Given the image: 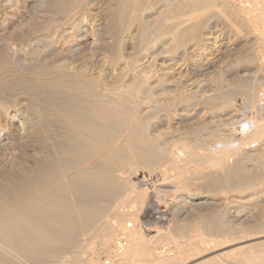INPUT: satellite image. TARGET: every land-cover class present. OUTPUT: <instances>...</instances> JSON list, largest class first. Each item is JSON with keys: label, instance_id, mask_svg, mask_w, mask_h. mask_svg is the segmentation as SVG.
I'll list each match as a JSON object with an SVG mask.
<instances>
[{"label": "bare ground", "instance_id": "1", "mask_svg": "<svg viewBox=\"0 0 264 264\" xmlns=\"http://www.w3.org/2000/svg\"><path fill=\"white\" fill-rule=\"evenodd\" d=\"M263 237L264 0H0V264Z\"/></svg>", "mask_w": 264, "mask_h": 264}, {"label": "rangeland", "instance_id": "2", "mask_svg": "<svg viewBox=\"0 0 264 264\" xmlns=\"http://www.w3.org/2000/svg\"><path fill=\"white\" fill-rule=\"evenodd\" d=\"M163 230H165V231H167V226H165V227H163L162 228ZM251 242H253V241H251ZM251 242H249V244L251 243ZM255 242H261V243H264V237L263 238H261V239H257V240H255ZM95 243H97L96 245H94ZM174 244V243H173ZM97 246L98 247V240H94V242L93 243H91L90 244V247L91 246ZM209 245H211V244H208V246L206 245L205 247H206V249H207V247H210ZM94 246H93V248H94ZM211 247H212V245H211ZM211 247H210V249H211ZM92 247L90 248L91 250L93 249ZM229 248V247H228ZM227 248V249H228ZM260 249H261V251L257 254L258 256H259V259H258V261L257 262H254V261H250V262H248V261H236L235 259H233L232 257L233 256H229L228 257V255H226L228 258H226V256L224 255V258H222V256L223 255H219L217 252H223V251H226L227 249H223V250H215L216 252H212V250H210L209 252H205V250L203 251V252H201V249L200 250H198L196 253H194L193 255H187V256H185L182 260V262H180V263H177V262H179V260L178 261H175L174 262V264H201V262H204V261H207V260H209V259H211L213 256L215 257V255H219L220 257V259L217 257V259L218 260H220L221 261V263L220 264H257L258 262H261V263H263L264 264V245H261L260 247H259ZM231 249H233L232 247H231ZM228 250H230V248L228 249ZM204 252L206 253V255L204 254ZM212 252V253H211ZM221 254V253H220ZM231 257V258H230ZM106 258L105 257H103V259L102 260H104V262L106 261L105 260ZM219 261V262H220ZM107 262V261H106ZM105 262V263H106ZM112 263V262H111ZM148 263L150 264V261H148ZM171 264H173V263H171Z\"/></svg>", "mask_w": 264, "mask_h": 264}]
</instances>
